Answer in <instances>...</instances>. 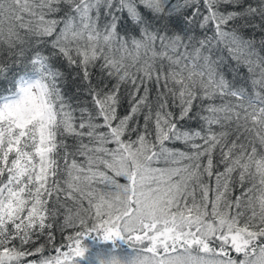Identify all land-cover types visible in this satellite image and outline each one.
<instances>
[{
    "label": "snow or ice",
    "instance_id": "snow-or-ice-1",
    "mask_svg": "<svg viewBox=\"0 0 264 264\" xmlns=\"http://www.w3.org/2000/svg\"><path fill=\"white\" fill-rule=\"evenodd\" d=\"M0 82V264H264V0H0Z\"/></svg>",
    "mask_w": 264,
    "mask_h": 264
},
{
    "label": "trees",
    "instance_id": "trees-1",
    "mask_svg": "<svg viewBox=\"0 0 264 264\" xmlns=\"http://www.w3.org/2000/svg\"><path fill=\"white\" fill-rule=\"evenodd\" d=\"M257 37H259V33H257ZM6 86V82H0V89H3ZM142 122V121H141ZM192 127H196L195 124L191 125ZM71 143V141H69ZM180 147V145H177ZM236 194L238 195L239 192L237 191ZM85 244L88 248V252L84 260L81 261V264H98V261L102 258L105 260L109 255V250L112 248V245L105 244L103 242L88 239L85 241ZM118 251L120 252H127L128 246L123 242H118Z\"/></svg>",
    "mask_w": 264,
    "mask_h": 264
},
{
    "label": "rangeland",
    "instance_id": "rangeland-1",
    "mask_svg": "<svg viewBox=\"0 0 264 264\" xmlns=\"http://www.w3.org/2000/svg\"><path fill=\"white\" fill-rule=\"evenodd\" d=\"M101 260H104V259L102 258ZM101 260L98 261V264H100V261H101Z\"/></svg>",
    "mask_w": 264,
    "mask_h": 264
}]
</instances>
